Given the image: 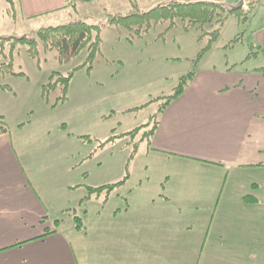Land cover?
Segmentation results:
<instances>
[{"label":"crops","instance_id":"crops-1","mask_svg":"<svg viewBox=\"0 0 264 264\" xmlns=\"http://www.w3.org/2000/svg\"><path fill=\"white\" fill-rule=\"evenodd\" d=\"M103 1L13 0L15 18L7 7L6 15L28 24ZM239 69L195 72L139 144L143 174L98 172L90 183L88 171H75L94 144L62 125V143L81 161L56 190L37 192L0 135V264H264V67ZM165 166L215 171L177 175L210 189L174 191L167 175L147 173Z\"/></svg>","mask_w":264,"mask_h":264},{"label":"rangeland","instance_id":"rangeland-1","mask_svg":"<svg viewBox=\"0 0 264 264\" xmlns=\"http://www.w3.org/2000/svg\"><path fill=\"white\" fill-rule=\"evenodd\" d=\"M166 1L172 0H136L137 10L146 12ZM237 1L226 0L229 4ZM6 7L4 0H0V37H31L40 28L77 20L101 26L100 52L92 62L90 73L84 68L72 75L67 103L51 108L61 92L50 93L47 104L41 98V86L47 83L52 72L66 76L72 68L82 64L85 50L67 62L59 63L56 52H44L40 47L36 59L28 55L27 46L18 43L12 54V72L18 75L0 71V128L5 130L3 135L12 143L21 172L24 170L31 187L37 192L56 190L66 172L73 170L70 169L71 161H81L80 151L71 147L66 149V144L62 143L63 136L66 137L61 133L62 125L75 137L94 140L92 148L85 145V148L93 149V159L90 163L80 162L83 167L75 171H88L90 183L98 172L115 176L143 174L145 158L136 153L132 156L133 144L138 142L142 132L132 143L131 139L121 135L146 124L162 102L155 100L170 96L179 78L193 70L221 71L235 67L238 71L241 65L242 68L264 67V0H244L241 12L227 17L223 14L225 19L218 26L215 21L211 26L196 24L186 32L177 20L175 27L165 31L167 23L160 22L143 33L141 38H134L132 43L126 41L123 29L106 23L108 16L132 12L129 0H107L75 7L65 15L28 24L9 20ZM216 29L218 36L207 47L209 34ZM9 59L8 48H0V65L7 64ZM140 106L143 107L139 111H131ZM111 136L119 139L100 148L97 146ZM75 137L72 140L76 142ZM153 172L158 178L167 175L165 181L174 191L192 190L202 194L210 188L206 181L199 180L215 171L200 167L183 172L165 166L155 171L149 169L147 173ZM179 174L200 179L183 181L178 179ZM220 190L221 187L216 196Z\"/></svg>","mask_w":264,"mask_h":264},{"label":"trees","instance_id":"trees-1","mask_svg":"<svg viewBox=\"0 0 264 264\" xmlns=\"http://www.w3.org/2000/svg\"><path fill=\"white\" fill-rule=\"evenodd\" d=\"M133 11L126 15H115L108 16L106 18V23L108 25L116 26L123 29L126 33V41L132 43L134 38H141V35L147 32L151 27L157 23H167L165 31L175 27V21L179 20L183 24V30L189 31L190 28L196 24L198 25H212L215 21L216 25H220L225 17H223L224 10L212 3V2H178V1H168L164 3H159L154 8L146 11L140 12L137 10L136 0H129ZM7 4L9 13L13 19L15 18V3L13 0H4ZM242 10H239L235 13H240ZM191 26V27H190ZM210 40L208 43L209 47L213 41L216 40L218 36V30H214L209 34ZM20 43L27 46L28 55L32 58H38L40 47L44 52H56L59 63L67 62L69 59L77 56L82 50H85L86 57L82 64L74 67L71 71L63 76L58 72H52L47 80V83L41 86V98L45 103H49L48 95L50 93L59 90L61 92L60 97L50 105L51 108L55 107L58 104L65 103L67 101V91L69 88L70 81L74 72L79 69L86 68L87 72L90 73L92 70V62L94 61L97 54L100 52L101 48V26L88 24L83 21H70L68 23L58 25L55 27H44L36 30L31 37L23 36L21 38H12V37H0V48H8L9 52V61L7 64L0 65V71L4 70L8 73L14 74L12 72V59L13 52L16 45ZM206 51L202 50L198 55L200 59L202 53ZM197 59V60H198ZM195 76L194 70L187 73L185 76L179 78L176 87L173 89V92L170 96L164 98H158L155 101H162L158 107V111L155 115L149 117L148 122L144 125H141L133 130L121 135L131 139V143L135 138L142 132L140 139L137 143L133 144V152L137 154L139 144L143 141H147L153 134L154 130L158 124V116L161 114L174 100H176L185 90L187 85L193 80ZM143 106L135 108L131 111L136 112L142 109ZM61 129L64 130V126H61ZM5 130L0 128V135L5 134ZM82 140L87 143H94L89 137H80ZM118 136H111L105 139L104 141L97 144L100 148L104 144L110 143L113 140H116ZM119 139V138H118ZM130 155L129 158H132ZM128 173L125 174V178ZM122 182L111 186L99 187L96 189L88 188V195L93 192L100 191H112L115 187H118ZM88 197V196H87ZM79 229V226L76 227Z\"/></svg>","mask_w":264,"mask_h":264},{"label":"water","instance_id":"water-1","mask_svg":"<svg viewBox=\"0 0 264 264\" xmlns=\"http://www.w3.org/2000/svg\"><path fill=\"white\" fill-rule=\"evenodd\" d=\"M224 9V15L227 17L228 15L240 10L244 6V0H238L234 4H229L226 0H223L222 3H214Z\"/></svg>","mask_w":264,"mask_h":264}]
</instances>
